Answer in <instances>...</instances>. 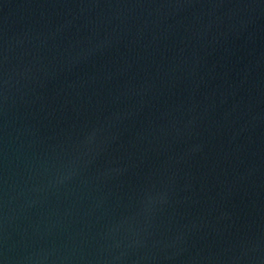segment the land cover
Returning a JSON list of instances; mask_svg holds the SVG:
<instances>
[{"label":"water","instance_id":"95a60500","mask_svg":"<svg viewBox=\"0 0 264 264\" xmlns=\"http://www.w3.org/2000/svg\"><path fill=\"white\" fill-rule=\"evenodd\" d=\"M0 264H264V0H0Z\"/></svg>","mask_w":264,"mask_h":264}]
</instances>
